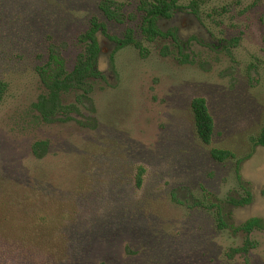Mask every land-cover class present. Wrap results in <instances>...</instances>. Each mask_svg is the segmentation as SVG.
I'll return each mask as SVG.
<instances>
[{
  "label": "rangeland",
  "instance_id": "obj_1",
  "mask_svg": "<svg viewBox=\"0 0 264 264\" xmlns=\"http://www.w3.org/2000/svg\"><path fill=\"white\" fill-rule=\"evenodd\" d=\"M102 1L0 0V264H264V228L232 252L248 220L264 225V0H177L158 27L178 42L143 37L141 0H109L120 22ZM93 18L118 39L132 30L145 54L99 35L102 78L63 93L71 119L47 123L36 68L53 48L71 72ZM196 97L214 120L209 145ZM212 149L234 157L215 161ZM206 193L223 203V227Z\"/></svg>",
  "mask_w": 264,
  "mask_h": 264
},
{
  "label": "trees",
  "instance_id": "obj_2",
  "mask_svg": "<svg viewBox=\"0 0 264 264\" xmlns=\"http://www.w3.org/2000/svg\"><path fill=\"white\" fill-rule=\"evenodd\" d=\"M121 6L115 2L104 0L99 4L100 11L109 21L120 22ZM139 11L143 12L140 31L148 42H154L158 38H173L178 42L177 34L174 31L165 33L158 27L159 20L171 19L173 13L179 9L177 0H141ZM103 35L107 41L114 43L116 49L119 50L126 46H133L138 49L140 54H145V49L141 42L134 38L132 30H127L123 39L110 36L107 33L106 26L96 18L91 19L89 29L80 36L79 42L83 45V51L77 56L74 68L71 72L67 71L66 62L63 56L53 48L49 49L47 61L36 68V72L47 90L45 96H41L40 100L34 104V109L39 113L43 121L50 123L56 115H68L75 110L74 106L61 107L60 97L72 89H80L84 94L90 92V79L102 78L101 72L98 70V60L101 54V44L98 36ZM181 49V46H179ZM116 50V51H117ZM182 51V49H181ZM114 53L111 55L113 58ZM6 86L0 81V101L5 92ZM191 110L194 117L195 129L197 137L202 143L209 145L214 133V120L209 112L207 102L202 97H196L191 101ZM61 119V118H60ZM71 119L69 116L66 120ZM255 144L264 147V127L255 139ZM47 147L46 142H37L33 146V153L39 157ZM212 158L218 162H224L234 157V154L228 150L212 149L210 152ZM144 170L139 169L136 175L137 185L142 183V175ZM205 201L209 202L212 208L217 209L218 221L223 227V203L213 202L210 194L204 195ZM235 205H241L247 202V199L234 200L230 199ZM264 225L261 220L253 218L248 220L240 230L246 234L244 245L240 248L233 249V253H247L249 249L255 246L248 236L253 230L263 229Z\"/></svg>",
  "mask_w": 264,
  "mask_h": 264
},
{
  "label": "flooded vegetation",
  "instance_id": "obj_3",
  "mask_svg": "<svg viewBox=\"0 0 264 264\" xmlns=\"http://www.w3.org/2000/svg\"><path fill=\"white\" fill-rule=\"evenodd\" d=\"M174 13H175V12H174ZM174 13H173V15H174ZM173 15H172V16H173ZM171 18H172V17H171ZM171 39L173 40V38H171ZM173 41H174V40H173ZM181 49H182V52H184V46H181ZM70 114H71V113H70ZM70 114H68V115H60V116H61L60 118H61V119H67V117L70 116Z\"/></svg>",
  "mask_w": 264,
  "mask_h": 264
}]
</instances>
